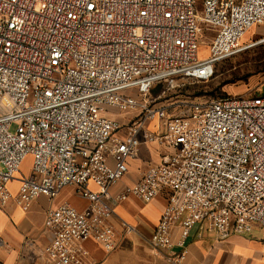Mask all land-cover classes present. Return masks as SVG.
<instances>
[{"label": "built area", "instance_id": "built-area-1", "mask_svg": "<svg viewBox=\"0 0 264 264\" xmlns=\"http://www.w3.org/2000/svg\"><path fill=\"white\" fill-rule=\"evenodd\" d=\"M262 23L264 0H0V197L12 198L8 183L20 175L15 200L25 211L66 186L89 202L47 212L41 254L51 264H78L87 239L115 250L110 220L130 196H165L150 245L173 264L196 222L219 240L264 227V91L194 102L146 127L155 85L208 81ZM131 109L138 117L121 125L116 112ZM145 143L161 160L115 193Z\"/></svg>", "mask_w": 264, "mask_h": 264}, {"label": "crops", "instance_id": "crops-1", "mask_svg": "<svg viewBox=\"0 0 264 264\" xmlns=\"http://www.w3.org/2000/svg\"><path fill=\"white\" fill-rule=\"evenodd\" d=\"M160 154L161 150L156 144H142L138 156L128 162L127 174L113 191L118 193L138 181L150 165L161 160ZM29 173L30 170L25 175ZM19 177L17 175L8 183L12 198L0 197V264H51L41 254L50 239L45 227L47 212L63 202L70 203L79 211H85L89 202L78 196L74 187L66 186L53 199L38 197L25 211L15 200ZM89 186L93 190L98 189L93 184ZM165 205L164 195L148 203L130 196L116 207L110 222L120 237L121 234L133 235L150 243ZM179 227L177 224L173 229V242L179 239ZM126 229L129 231L125 232ZM120 239H117L118 245ZM82 247L83 253L78 264H111L108 257L111 252H106L96 241L87 239ZM175 252L179 254L181 264H264V227L255 225L250 234H233L226 240H219L213 226L206 222H196L189 231L184 247L176 246Z\"/></svg>", "mask_w": 264, "mask_h": 264}, {"label": "rangeland", "instance_id": "rangeland-1", "mask_svg": "<svg viewBox=\"0 0 264 264\" xmlns=\"http://www.w3.org/2000/svg\"><path fill=\"white\" fill-rule=\"evenodd\" d=\"M264 23L255 25L244 35L238 53L221 60L213 76L205 82L175 80L155 85L148 94L149 108L157 111L155 118L146 124L148 130L156 129L168 117L185 113L194 102H203L223 96H248L264 91ZM208 39L202 40L198 57L208 56ZM139 109L116 112L115 119L126 125L136 119ZM16 124L10 126L13 132ZM151 144V143H148ZM31 158L22 163L20 173L30 170ZM121 242L108 256L111 264H173L163 253L153 250L146 239L121 234Z\"/></svg>", "mask_w": 264, "mask_h": 264}]
</instances>
